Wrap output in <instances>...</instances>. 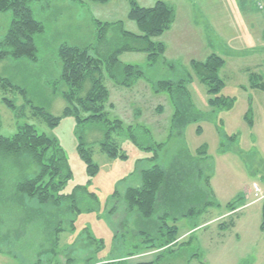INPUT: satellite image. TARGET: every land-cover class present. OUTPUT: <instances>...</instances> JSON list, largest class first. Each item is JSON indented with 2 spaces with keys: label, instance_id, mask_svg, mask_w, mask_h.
Wrapping results in <instances>:
<instances>
[{
  "label": "rangeland",
  "instance_id": "374dc122",
  "mask_svg": "<svg viewBox=\"0 0 264 264\" xmlns=\"http://www.w3.org/2000/svg\"><path fill=\"white\" fill-rule=\"evenodd\" d=\"M133 1L142 7L156 2ZM165 1L177 9L176 21L172 30L162 32L156 40L166 45L163 56L167 61L178 60L191 74L186 86L188 95L177 90H156V81H177L184 73L168 69L162 60L148 66L146 52L123 51L118 55L121 63L144 70V76L130 86L117 85L103 66L102 83L108 91L103 110L107 119H118L122 127L111 134V140L118 143L125 157L114 158L99 149L100 141L105 140L100 123H77L72 115H63L51 126L37 108L53 116L62 115L65 101L54 92L60 85L53 83L60 73L57 48L61 44L83 46L93 42L91 19L102 23L120 21L125 30L139 33L136 21L129 16L130 0H41L32 4L44 32L36 37V61H0V76L17 87H0V136L10 137L20 125L32 124L64 152L71 176L62 192L83 188L87 195L79 204L81 211L68 215L64 207L39 206L34 200L27 202L30 208L25 211L17 210L16 205L10 208L14 195L0 194V213L12 216L5 217L7 221L0 227V264H32L39 253V264H87L130 254L135 255L127 259V264L151 259L155 251L147 247L145 239L155 233L156 227L136 213L125 212L121 194L128 186L139 185V171L153 164L149 160L155 153L166 173L158 195V212L168 213L167 224L174 221L178 237L160 252L159 263L264 264V200L256 199L253 190L256 186L260 195L264 194V89L249 88L248 81L241 80L242 75L220 70L224 80L220 93L232 98L233 103L228 109L212 110L206 88L191 67V60L204 61L208 57L201 53L200 15L194 18L192 0ZM10 18L9 12H0V40ZM177 38L182 46L179 50ZM3 97L9 98L15 108L7 107ZM212 111H216L215 120L195 117L198 112ZM131 134L136 142L130 139ZM223 134L234 135L235 143L221 145ZM80 140L98 166L93 175L88 174L79 154ZM160 143L162 146L157 148ZM146 144L150 148H145ZM201 148L207 156L202 159L198 154ZM235 201L237 207L230 211L228 204ZM6 203L8 207H4ZM190 207L197 211L184 215ZM22 218L29 221L20 228L16 225ZM57 223L64 225L55 234Z\"/></svg>",
  "mask_w": 264,
  "mask_h": 264
},
{
  "label": "trees",
  "instance_id": "16d2710c",
  "mask_svg": "<svg viewBox=\"0 0 264 264\" xmlns=\"http://www.w3.org/2000/svg\"><path fill=\"white\" fill-rule=\"evenodd\" d=\"M40 1L0 0V12H9L11 16L8 28L0 40V61L6 58L37 60L36 37L44 32V25L34 16L32 4ZM80 1L105 2L107 0ZM130 4L129 16L136 21L139 33L125 30L120 21L102 23L91 19L94 27L93 42L83 46L61 44L57 48L60 73L53 83L60 85L59 88H54V92H58L65 101L62 115L53 116L37 108L38 113L51 126L57 124L63 115H72L77 123H100L105 140L100 141L99 149L110 158L125 157V154L121 152L118 143L111 140V134L122 129L121 122L118 119H107L106 112L103 110L104 102L108 97V91L102 83L103 66L117 85L130 86L137 78L144 76V70L137 65L121 63L118 55L123 51H143L147 53L148 66H154L162 60L168 69H180L184 73L177 81L166 79L156 81L154 84L156 90L169 92L177 90L180 91L179 94L188 95L186 86L191 80V74L182 65L177 62H167L164 59L165 45L156 40L157 36L171 26L175 17L174 7L165 0H156L151 7L139 6L133 0H130ZM223 65L224 59L215 53L209 54L204 61L191 60L194 75L205 86L207 102L212 110L228 109L233 103L232 98L220 93L221 86L224 84L220 75ZM248 85L252 89H264L263 74L250 73ZM0 87L17 88L3 76H0ZM186 98L189 100V97ZM2 101L7 107L15 108L9 98L3 97ZM175 106L178 109L176 104ZM212 112L210 114L198 112L195 117L215 120L216 111ZM182 129V123H180V133ZM130 139L132 142L137 141L133 134L130 135ZM234 141V135L223 134L221 145H232ZM161 144H156L157 148H160ZM149 145L146 144L145 148H150ZM138 146L144 147L139 143ZM77 147L86 164L88 174L93 175L98 166L91 158L90 149L81 140ZM198 154L202 155L200 159L207 157L204 148L199 149ZM157 160L158 156L155 153L149 160L153 164L139 171V185L128 186L121 194L125 212L136 213L143 220H155L157 223L155 233L145 239V242L149 243L147 247L155 251L154 256L148 261L137 264H160V252L175 243L178 238L174 221L171 225L167 224L168 213L160 214L156 205L157 195L166 181L165 170L157 163ZM70 176L71 172L63 150L53 139L44 133H39L32 124L20 125L10 137L0 136V194L14 195L15 204H9L10 208L16 205L17 210L22 211L30 208L27 204L29 200H34L39 206H52L58 209L64 207L68 215H74V211L80 212L82 208L79 204L86 199L87 195L82 191L83 188H76L72 193L62 192ZM78 192L81 193L78 194ZM237 202L228 204L230 211L235 210ZM211 203V201L206 202V204ZM5 205L4 207H8L7 203ZM196 211L190 207L184 215H190ZM262 215L264 228V201ZM8 216L12 217L11 214L0 213V227L4 220L7 221L5 217ZM28 221V218H22L16 226L24 227L23 224ZM63 225L57 223L54 233L61 231ZM219 225L223 226L222 223ZM56 242L55 238L54 243ZM39 254L33 263L32 260L30 261L32 264L40 263L41 254ZM134 255L87 264H127V259Z\"/></svg>",
  "mask_w": 264,
  "mask_h": 264
},
{
  "label": "crops",
  "instance_id": "0c3cea01",
  "mask_svg": "<svg viewBox=\"0 0 264 264\" xmlns=\"http://www.w3.org/2000/svg\"><path fill=\"white\" fill-rule=\"evenodd\" d=\"M172 6L175 17L167 31L172 30L176 21L177 9L174 5ZM190 10L194 18H197V13L200 15L201 21L198 25L201 24L202 27V54L206 57L211 53L221 56L224 59L221 70L238 74V76L242 75L241 80L245 83L252 72L264 76V44H262L263 47L259 46L260 43H264V11L256 8L254 0H192ZM175 40L176 48L181 49L180 39ZM167 41L173 47V44ZM167 62H177L182 65L178 60ZM161 191L162 188L159 193ZM158 195L156 205L159 210ZM143 221L152 224L154 228L157 227L155 220Z\"/></svg>",
  "mask_w": 264,
  "mask_h": 264
},
{
  "label": "built area",
  "instance_id": "2783aa9c",
  "mask_svg": "<svg viewBox=\"0 0 264 264\" xmlns=\"http://www.w3.org/2000/svg\"><path fill=\"white\" fill-rule=\"evenodd\" d=\"M254 4L258 10L264 11V0H254ZM253 190H254V196L256 197V199L264 198V194L260 195V190L256 186L253 187Z\"/></svg>",
  "mask_w": 264,
  "mask_h": 264
}]
</instances>
